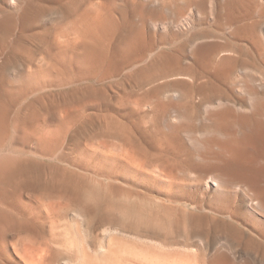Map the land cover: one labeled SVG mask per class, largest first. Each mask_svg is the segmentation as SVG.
Instances as JSON below:
<instances>
[{
    "label": "rangeland",
    "instance_id": "374dc122",
    "mask_svg": "<svg viewBox=\"0 0 264 264\" xmlns=\"http://www.w3.org/2000/svg\"><path fill=\"white\" fill-rule=\"evenodd\" d=\"M10 1L0 0V126L7 133L0 159H9L14 171L0 175V187L19 195L25 209L2 212L0 264H75L55 244L61 228L51 224H65L70 234L74 220L92 253L112 235L121 246L181 251L174 242L196 244L193 236L201 232L206 259L223 253L236 263L264 264V244L249 242L246 227L239 238L220 227L223 190L202 196L200 220L179 203L182 196L198 198L215 172L236 178L252 173L264 186V144L239 143L237 158L219 147L229 139L224 133L244 130L233 121L248 126L249 108L239 109L219 90L221 96L203 97L189 75L170 72L173 53L186 41L190 49L195 31H179L176 43L169 33L161 51L137 46L138 31L147 37L150 23L182 19L188 1L202 4L208 15L202 43H223L217 14L209 18L222 0ZM146 8L153 12L144 18ZM126 39L131 49L122 54ZM133 53L145 59L129 65L124 59ZM230 57L220 51L216 61ZM205 87L203 94L212 89ZM222 114L226 121L218 123ZM23 116L26 139L16 123ZM172 179L171 187L166 182Z\"/></svg>",
    "mask_w": 264,
    "mask_h": 264
},
{
    "label": "bare ground",
    "instance_id": "6f19581e",
    "mask_svg": "<svg viewBox=\"0 0 264 264\" xmlns=\"http://www.w3.org/2000/svg\"><path fill=\"white\" fill-rule=\"evenodd\" d=\"M14 1L15 0H11L10 2L13 4L15 3ZM157 1L158 0H156V2ZM187 3L189 5V12L187 16L182 19L177 20L175 17V19L158 20L150 23L153 33L147 37L138 31L136 34L138 39L137 46L139 51L142 52L149 50L161 51L164 45L167 46L168 44L166 40H169L171 37L172 42L176 43L177 37L179 36L178 34L180 33L179 31H195L193 32L192 40L190 41L192 42L191 48H188L189 42L184 41L185 44L180 47L182 50L173 53L174 56L172 57V63L176 66L174 69H170V72L177 75H189L194 80V85H199L200 89H198V92H201L203 97L210 98V95H218L216 91L219 90L222 93L221 95L225 97L230 94L233 102L239 106V109H244V106L249 108L250 115L253 116V119H248L247 122L251 123L252 126L247 122L245 124L248 126H244V122L241 120L233 121L232 124L235 123L237 126L240 125L244 128V130H240V137L237 135L239 133L235 132L236 130L234 132L229 131L227 134L224 133L229 139L226 142H220L219 145L225 153L230 154V157L237 158L238 149H236V146H240L238 145L239 143L255 142L261 143L262 145L264 144V0H222L221 4H219L216 9L211 7L209 9V18L212 19L217 14L216 24L221 31V38L224 41L223 43L208 44L202 43V40L206 39L207 36H205L204 31L200 29V27L206 23L208 15L206 18L203 6H200L202 4L199 3L196 5L192 1H188ZM187 3H185V5ZM162 6L164 7L165 5L162 4ZM147 9L148 8H146L145 13H142L144 18L148 17V15L153 12H147ZM164 9L167 11L168 7L165 6L163 10ZM194 16H197V18L200 19L198 24L193 21V18H195ZM142 21H144V19H142ZM173 30L174 32L176 30L177 33H174ZM162 33L165 34L159 36V34ZM169 33L173 36L170 37ZM130 49V39H126L121 43L119 51L122 54H125ZM220 51L227 54L229 53L232 57L220 59L218 62L216 61V55ZM140 56L133 53L129 55V60H127V58L124 60L129 65L137 62V64H139L140 61L145 59H139L142 57ZM185 62L186 66H183V63ZM256 73H259L260 76ZM205 86H210L212 89H208V93L203 94L206 90ZM228 112L231 114L234 113L232 109H228ZM27 121V117L25 118L24 116L20 117L19 121H16L21 138L22 136H24L23 138L27 136L26 134L21 136L22 133H26L24 128L28 125ZM222 121H226L223 114L220 116L218 123ZM212 124L217 128L215 120L212 121ZM14 128L15 130L17 129L16 127ZM222 129L227 130L226 127ZM5 133V127L0 126V142L2 139H5L7 135V133ZM20 141H23V144L25 143L24 139ZM36 142L37 144H42L40 140H36ZM0 145H2V142ZM229 146H233V148ZM11 164L12 163L9 162V159H6L5 157L0 159V175L4 174L8 169H12ZM12 171L14 170L12 169ZM248 174H242L240 177L236 178L231 177L225 172H215V174L209 176L207 180L204 181V184L200 186V191H202V193L198 198L193 195L182 196L179 203L183 208H189L190 211L193 212L191 214L193 218L200 220L203 216L197 215V213L202 210V196L209 191L219 192L220 190H223L222 193H227V195L222 198L223 200L221 201L224 202L219 204L217 211L215 210L217 215H220L223 218L220 227L226 230V232L228 231V233L231 231L237 238L240 236L242 237V230H245L251 235V238H247L249 242L254 238L255 241L264 244V186H261L262 184L258 183L257 176L252 173ZM172 182L173 179L170 182H166V184L171 186ZM6 183H8L7 180ZM175 187L179 189L180 184H175ZM6 192H8V188ZM166 196L167 201H170L169 196L171 195L168 193ZM24 207L25 204L19 199V195L15 196V198L14 196H8L0 187V222L2 212H20L25 209ZM210 219L213 220V218ZM57 223L58 222H56V224L51 223L53 227H56L57 229L61 228L58 236L55 237V244L62 248L67 254L73 256L77 264H250L247 261L236 263L223 253L213 254L206 259L204 251L207 244H205L201 232L193 236V240L196 244H190L188 241L183 243L179 241L174 242V246L178 247L179 245H183L185 249L181 251L179 249L176 250L177 248H164L160 251L154 252L153 250L146 248L137 249L129 247L125 245L126 243L121 246L114 242L112 238L113 235H109L111 237L105 238L99 242L97 246L98 248L92 253L89 244L87 243L88 239L83 235V231L80 229L81 225L79 226L76 220L71 224L72 229L70 234L65 230L66 228L63 227L65 224ZM241 226L244 228L246 227L248 230L246 228L241 230ZM216 233L217 230L215 231L214 236ZM191 246L194 249L187 250ZM39 256L43 258V255L40 254ZM26 258H28L30 262L33 261V257L30 258L26 256ZM37 259H39V257Z\"/></svg>",
    "mask_w": 264,
    "mask_h": 264
}]
</instances>
